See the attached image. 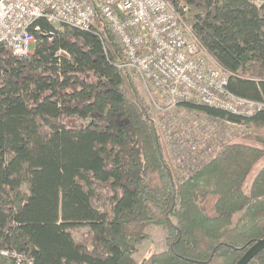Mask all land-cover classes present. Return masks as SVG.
Returning a JSON list of instances; mask_svg holds the SVG:
<instances>
[{"label":"trees","instance_id":"obj_1","mask_svg":"<svg viewBox=\"0 0 264 264\" xmlns=\"http://www.w3.org/2000/svg\"><path fill=\"white\" fill-rule=\"evenodd\" d=\"M182 3L227 88L264 101V5ZM31 30L30 53L0 46V251L23 252V264H235L264 237V162L247 181L264 157V107L240 116L183 101L248 131L174 178L103 16L87 30L38 17ZM148 224L164 248L136 260ZM247 264H264V248Z\"/></svg>","mask_w":264,"mask_h":264},{"label":"built area","instance_id":"obj_2","mask_svg":"<svg viewBox=\"0 0 264 264\" xmlns=\"http://www.w3.org/2000/svg\"><path fill=\"white\" fill-rule=\"evenodd\" d=\"M264 5V0H253ZM176 8V7H175ZM168 0H0V46L16 55L30 53L31 30L38 17L87 30L99 12L123 49L118 66L136 75L164 99L168 119L179 101H190L250 116L264 101L233 93L228 72L207 52L183 18L186 5L175 9ZM37 27H35L36 29ZM177 148H181L179 143ZM11 264L27 257L15 249H2Z\"/></svg>","mask_w":264,"mask_h":264},{"label":"rangeland","instance_id":"obj_3","mask_svg":"<svg viewBox=\"0 0 264 264\" xmlns=\"http://www.w3.org/2000/svg\"><path fill=\"white\" fill-rule=\"evenodd\" d=\"M168 1L174 8L184 4L182 0ZM189 17L187 9L183 18L188 26H190ZM29 49L30 51L34 50L33 42H30ZM129 75L143 103L149 109V115L160 136L164 158L171 165L175 174L174 178H187L195 174L216 153L219 144L240 140L248 131L246 124L242 122H233L208 115L198 109L187 107L182 103L183 101L177 102L171 114L173 119L169 120L168 113L163 110L164 99L159 92L147 87L136 75ZM177 143L181 145V148H177ZM263 162L264 157L254 164L247 177L248 183ZM237 216L238 214H235L234 219ZM84 229L85 227H83ZM145 231L148 233V238L138 245L134 254L136 260H141L152 252L164 248V231L160 226L148 224L145 226Z\"/></svg>","mask_w":264,"mask_h":264},{"label":"water","instance_id":"obj_4","mask_svg":"<svg viewBox=\"0 0 264 264\" xmlns=\"http://www.w3.org/2000/svg\"><path fill=\"white\" fill-rule=\"evenodd\" d=\"M264 248V237L252 243L235 264H247L258 252Z\"/></svg>","mask_w":264,"mask_h":264}]
</instances>
